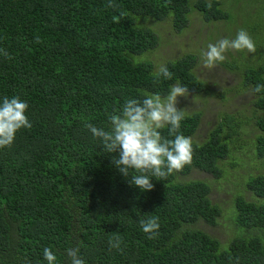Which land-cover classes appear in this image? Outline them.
<instances>
[{
  "label": "trees",
  "instance_id": "obj_1",
  "mask_svg": "<svg viewBox=\"0 0 264 264\" xmlns=\"http://www.w3.org/2000/svg\"><path fill=\"white\" fill-rule=\"evenodd\" d=\"M209 2L0 0V102L18 96L32 125L0 148V264H47L46 247L56 264H70L67 249L76 247L85 264H264V91H254L264 84V0ZM194 20L210 26L205 45L240 29L251 36L255 52L229 50L217 64L237 84L229 92H249L253 100L245 110L231 109L229 99L201 142L202 114H185L180 134L192 140L191 163L141 191L130 183L138 173L123 176L112 163L119 153L105 152L86 125L110 130L109 117L126 100L166 96L177 83L189 95L223 98L195 75L197 48L153 60L161 37L152 25L170 21L182 34ZM161 65L170 80L157 81ZM246 126L255 131L251 140ZM160 131L172 138L167 127ZM245 159L258 168L232 182L234 192L226 188L225 215L212 195L233 177L227 169L236 172ZM194 172L214 180L189 179ZM152 216L159 229L149 239L139 220ZM200 224L224 228L226 240ZM117 236L120 250L109 245Z\"/></svg>",
  "mask_w": 264,
  "mask_h": 264
},
{
  "label": "clouds",
  "instance_id": "obj_2",
  "mask_svg": "<svg viewBox=\"0 0 264 264\" xmlns=\"http://www.w3.org/2000/svg\"><path fill=\"white\" fill-rule=\"evenodd\" d=\"M109 7H116L113 0H109ZM207 7L211 9L209 2ZM123 14V13H121ZM229 50L249 53L255 52V43L244 29L238 30L235 38H223L215 44H208L207 50L201 52L202 65L211 69L225 59L224 54ZM7 56V53H5ZM172 73L167 66L161 65L154 73L157 81L160 78L170 80ZM255 92L264 91V84H257ZM188 89L180 84H174L166 96L150 94L144 99H128L125 101L119 114L109 117L110 130L97 128L92 124L86 127L93 137L101 142L103 150L107 153L118 152V158L112 163L126 178L130 170L136 175L131 176L130 183L141 191H149L154 186L152 178L163 180L173 172L181 171L192 161L193 144L190 137L180 134L181 122L185 119L184 109H178V97L186 96ZM251 95V94H250ZM253 100V95L248 103ZM28 104L18 96L4 97L0 102V148L11 146L16 133L22 128H31L32 125L25 115ZM167 127L168 136L161 135V129ZM142 231L149 234L152 239L159 229L158 217L152 216L139 220ZM111 248L120 250L121 240L117 236L109 241ZM70 264H85L80 256L79 247L67 249ZM43 257L47 264H56L57 257L51 248H44Z\"/></svg>",
  "mask_w": 264,
  "mask_h": 264
},
{
  "label": "rangeland",
  "instance_id": "obj_3",
  "mask_svg": "<svg viewBox=\"0 0 264 264\" xmlns=\"http://www.w3.org/2000/svg\"><path fill=\"white\" fill-rule=\"evenodd\" d=\"M211 1V0H206ZM151 23L149 22L147 26H150ZM222 25H219L218 27H221ZM152 29H154L161 37L160 42V48L158 49V53L153 56V60L156 64H159L161 58L165 56V58L169 60H175L178 55L187 53V51H190L193 49V47L197 48L196 51H200V57L201 52L207 50L208 44L205 45V36L210 31V26H203L201 24H197V21L194 20L193 24L188 28V30L182 34L178 33L172 23L170 21H165L160 24H154L152 25ZM222 28H219L221 30ZM200 39H196L199 35V32H201ZM203 35V36H202ZM262 36V35H261ZM227 36H221L219 38L223 39ZM231 39V38H230ZM215 44L216 42H210L209 44ZM263 44V43H262ZM260 45V48L262 46ZM204 46L206 48H204ZM264 46V45H263ZM263 61V57L259 55V60ZM195 75L197 78L201 81L206 82L211 86L214 92L216 93H223V98L215 99L211 96H204V95H189L186 96H180L178 97V103L177 108L178 109H184L185 114L191 115L193 113L200 112L202 114L201 122L198 129V136L196 141L201 142V139H205L206 134L213 129V127L218 123L216 122L218 120V115L222 111H226L225 104L228 102L229 99L232 101L228 102L226 105L230 106L231 109H233V105L241 104L244 106L245 110L249 109V100L251 99V95L249 92L237 94V93H230L229 90L231 87L233 88L237 84L234 82V78L230 77V75L226 72H224L221 68H219L218 64H216L215 67L211 69H206L202 65V60L198 62V66L195 68ZM220 124L223 122H219ZM242 126H244L245 122H239ZM249 124L251 122H248ZM242 128V127H241ZM243 135L245 137H249V139H253V133L255 131L252 129L251 126L244 127ZM246 132V133H244ZM197 136V137H198ZM248 155H252L253 151H247ZM246 163L241 164L240 167L236 172H233L230 169H227V172L233 176L228 177L229 181L228 184L221 183L222 188L218 193H213L212 199L214 202H218L221 205V208L224 210L225 215L229 213L230 206L229 201L231 200L230 193L226 192V188H228L229 191L234 192L235 190V183L237 181L242 180L243 182L246 180L247 176L251 173L255 172L258 168V164L250 163L249 159H245ZM243 162V161H242ZM189 179L192 180H207V181H213V176L194 172ZM233 182L234 185L231 183ZM214 186V184H213ZM224 222L223 219L220 220V223L222 224ZM225 225V224H223ZM199 228L210 234L211 236L219 237V240L221 242L226 240V234L225 229L222 227L219 228H209L205 224H200Z\"/></svg>",
  "mask_w": 264,
  "mask_h": 264
}]
</instances>
